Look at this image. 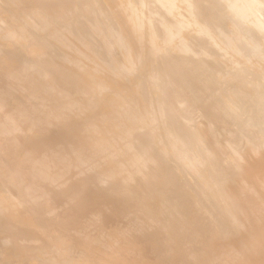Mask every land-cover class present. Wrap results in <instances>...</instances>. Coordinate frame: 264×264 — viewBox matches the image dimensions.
Instances as JSON below:
<instances>
[{"label":"bare ground","instance_id":"bare-ground-1","mask_svg":"<svg viewBox=\"0 0 264 264\" xmlns=\"http://www.w3.org/2000/svg\"><path fill=\"white\" fill-rule=\"evenodd\" d=\"M0 9L40 49L35 60L0 46V134L10 137L0 191H24L0 200L2 263L32 245L41 264H264V0ZM42 194L66 200V232L53 229L57 212L28 208ZM110 217L120 225L86 249ZM182 226L207 250L184 248Z\"/></svg>","mask_w":264,"mask_h":264},{"label":"rangeland","instance_id":"rangeland-1","mask_svg":"<svg viewBox=\"0 0 264 264\" xmlns=\"http://www.w3.org/2000/svg\"><path fill=\"white\" fill-rule=\"evenodd\" d=\"M0 21L2 23H0V46L3 45L4 47L9 48L11 51H13L16 54L19 55H25L28 54L29 52H31V54L33 55L35 60L37 59L38 56V52H39V48L36 47V43H34V39L32 37V35H30V32H26L23 34H20V23L16 20H14L11 15H9L7 12H5L4 10L0 9ZM8 36L10 38L5 39V36ZM12 38V39H11ZM35 47L37 48V50L35 49ZM239 51L242 54L247 55L250 51V46H247L245 43H240L239 44ZM51 59L55 60L58 59L57 54L51 53L49 56ZM8 61H9V57L8 55L1 51L0 52V67L3 68V70H7L8 68ZM52 72L55 74V77L57 78H61V79H67L68 77L70 78V75H68V73H66L63 70H59V71H53ZM2 86V83L0 82V87ZM11 105L15 104V100L14 98H11V100L9 101ZM1 120V118H0ZM2 133V132H1ZM10 137L7 136L6 134L4 135V133H2V135L0 134V160L2 161L4 156H6V154L9 151V147H10ZM49 181L48 180H40L38 182V188L41 189L42 191H46L48 190L49 186ZM19 194L24 196V191L23 188L21 187H16L14 189H12V191H7V192H1L0 191V200L1 201H6L3 204L4 205H9L10 204V200H6L8 197H16ZM51 196H48L46 194H42L40 195V198L38 200V202L36 203H31L29 204V209L33 210L36 209L38 210V208H43L44 213H49L51 211H55L57 212L58 215V221L57 223L54 225L53 229L55 231H62V232H66V228L65 226L68 223V220L64 217H60L61 216V212L65 206L66 200L65 199H55L54 201H51L52 199H50ZM131 204H135L138 202L137 200H135L133 197H129L128 198ZM120 225V220L119 218L116 217H110L106 220L105 223H99L96 225L97 228V235L96 234H88V236H92V239L85 241V247L88 250H93V246H94V242L97 240L98 235L104 233V232H113L117 229V227ZM180 233H181V237H180V242L182 244V246L184 248H187L188 250H195L196 252H203L207 250L206 245L201 242H199V239L197 238V236H195L194 232L192 230H189L186 226H182V228L180 229ZM8 237L13 239L14 238V234L13 233H8ZM4 239V234L1 233L0 231V244L2 242V240ZM188 242V243H186ZM8 249L10 251H14L15 247L14 245L10 244L8 246ZM35 247L32 245H27L24 247V252H22L21 254V259L15 260V259H8L6 261H4V263H2L1 259H0V264H41L38 260H36L37 256H38V252L35 251ZM35 253H34V251ZM140 247L138 245L133 246L132 250H126L124 248H120V247H113L112 250L110 251V255H108L106 257V259L110 262H114L117 261L118 259L121 258V256L123 255H128L130 253H133L135 251H139ZM26 254V255H25ZM37 256H36V255ZM32 256V257H31ZM36 256V257H35ZM35 257V258H34ZM16 261V262H15ZM125 264H129V263H125ZM130 264H137V263H130Z\"/></svg>","mask_w":264,"mask_h":264}]
</instances>
